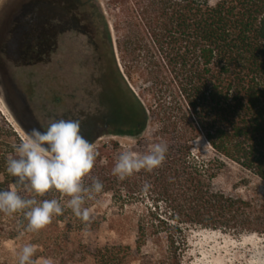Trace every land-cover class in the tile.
<instances>
[{"label":"trees","instance_id":"trees-1","mask_svg":"<svg viewBox=\"0 0 264 264\" xmlns=\"http://www.w3.org/2000/svg\"><path fill=\"white\" fill-rule=\"evenodd\" d=\"M66 1L89 29L96 75L81 135L91 125L136 140L151 130L152 144L168 145L161 167L123 181L108 146L96 148L84 184L95 177L104 187L84 206L107 195L135 227L133 249L108 245L96 263L183 264L192 230L264 236V0ZM7 158L0 153V190L14 185ZM36 198L69 199L55 190ZM16 214L8 238L35 233ZM52 222L97 227L67 208Z\"/></svg>","mask_w":264,"mask_h":264},{"label":"rangeland","instance_id":"rangeland-1","mask_svg":"<svg viewBox=\"0 0 264 264\" xmlns=\"http://www.w3.org/2000/svg\"><path fill=\"white\" fill-rule=\"evenodd\" d=\"M98 2L105 7L106 0ZM21 3L27 22L19 30L16 23L9 22V36L0 37V153L7 157L16 156L14 145L32 128L43 131L60 119L88 120L96 79L93 60L89 58L91 38L85 36L89 29L80 26V19L73 18L75 13H67L68 2L0 0V20L13 16ZM2 26L0 23V32ZM13 34L16 39L11 37ZM150 132L136 140L103 134L91 125L83 136L97 135L95 147L108 146L117 162L122 152L146 154L152 144ZM194 148L204 150L205 145L199 140ZM86 207L90 210L89 223H97L95 228L77 232L62 223L56 229L51 222L39 232L17 238L7 236L17 223V214L0 213V264H18L17 254L25 244L36 246V264H44L45 260L52 264H97L94 254L98 249L108 245L134 248V221L128 213L121 215L109 196ZM187 236L183 264H264V236H232L205 230H192ZM132 264L138 263L134 260Z\"/></svg>","mask_w":264,"mask_h":264},{"label":"clouds","instance_id":"clouds-1","mask_svg":"<svg viewBox=\"0 0 264 264\" xmlns=\"http://www.w3.org/2000/svg\"><path fill=\"white\" fill-rule=\"evenodd\" d=\"M16 156L6 160V172L14 178V185L0 190V213L14 215L22 212L27 220L26 231L39 232L48 226L53 216L63 215L64 209L87 222L90 210L86 200L94 199L104 185L92 177L90 185L84 179L91 173L99 153L95 145L81 135L79 120H55L46 130L32 128L14 145ZM168 145L154 143L146 154L132 151L122 152L112 168V174L123 181L134 173L162 166ZM55 190L68 197L62 206L58 199H42ZM32 193L23 197L20 192ZM36 246L25 244L18 252V264H36L33 256ZM44 264H52L45 260Z\"/></svg>","mask_w":264,"mask_h":264},{"label":"flooded vegetation","instance_id":"flooded-vegetation-1","mask_svg":"<svg viewBox=\"0 0 264 264\" xmlns=\"http://www.w3.org/2000/svg\"><path fill=\"white\" fill-rule=\"evenodd\" d=\"M24 7V4L21 3L19 5V10L16 11V13H14V15L12 16H9V17H6V16H3L0 20V23L3 25L2 26V29H1V32H0V37L5 39L7 38V36H9L8 34V24L9 22L11 24H14L16 23V29H20L22 27V24H25L28 20V17L25 15V9L23 8ZM11 26V25H10ZM10 32V31H9ZM13 39H16V36L15 34H13V36H11ZM2 44V42H1ZM0 44V45H1ZM17 43H15L16 45ZM22 44V43H21ZM20 44V45H21ZM22 46V45H21ZM24 46H22L21 48H23Z\"/></svg>","mask_w":264,"mask_h":264}]
</instances>
